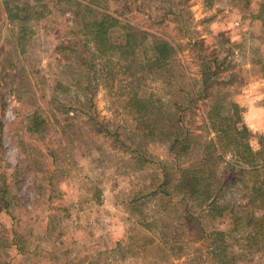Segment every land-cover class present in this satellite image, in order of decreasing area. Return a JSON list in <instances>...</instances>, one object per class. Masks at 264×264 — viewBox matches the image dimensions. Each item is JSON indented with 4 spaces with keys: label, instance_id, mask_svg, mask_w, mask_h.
<instances>
[{
    "label": "rangeland",
    "instance_id": "obj_1",
    "mask_svg": "<svg viewBox=\"0 0 264 264\" xmlns=\"http://www.w3.org/2000/svg\"><path fill=\"white\" fill-rule=\"evenodd\" d=\"M119 1L0 0V264H264V204L248 203L255 195L244 187L248 174L235 184L232 174L224 175L227 185L216 203L224 207L222 218L194 206L200 223L180 218L179 224L173 216L184 208L181 193L172 191L166 208L153 193L161 179L158 167L174 163L170 143L143 136L146 130L111 95L122 91L120 74L108 89L82 71L70 77L57 62L60 46L79 40L78 2L121 16ZM262 1L128 0L125 18L170 41L192 85L216 61L209 96L182 110L192 141L179 164L194 162L199 143L215 138L208 117L218 108L228 114L230 100L253 133L250 145L259 147L264 22L254 11ZM163 6L169 7L160 22ZM9 8L11 15L16 11L11 23ZM21 37L26 41L18 46ZM172 81L148 76L156 105L159 99L179 100ZM169 125L163 121L161 127ZM135 149L145 154L143 161ZM239 163L227 152L216 173ZM154 211L167 216L151 221ZM214 230L223 232L215 248Z\"/></svg>",
    "mask_w": 264,
    "mask_h": 264
},
{
    "label": "trees",
    "instance_id": "obj_2",
    "mask_svg": "<svg viewBox=\"0 0 264 264\" xmlns=\"http://www.w3.org/2000/svg\"><path fill=\"white\" fill-rule=\"evenodd\" d=\"M250 1L244 0V5H249ZM66 5L73 6L70 2ZM76 7L80 9L78 31H76L79 40L78 42L65 41L58 49L57 53L60 56L57 62L64 65L65 70L70 72V77L73 72L82 71L83 75L88 76V80L96 78L99 83L108 86V89L114 85L120 74L122 91L111 95H117L114 97L123 102L122 108L134 116L137 128L146 130L142 132L143 136H161L168 140L170 143L168 149L173 155L174 163L170 167L165 165L158 167L161 179L153 191L161 198L160 208L168 207L169 204L167 205L166 202L171 201L169 196H172V191H175L178 192V197L181 193L182 199L179 198V202L184 205L179 215L173 216L179 224H181V219L185 223L191 220H195L196 224L200 223L198 217L191 212L194 206L214 210L218 218H222L224 207L218 208L216 203L227 185L223 178L226 174H232L231 184H235L240 175L248 174L244 187L255 193L249 198L248 203L250 206H254L255 203L262 206L264 204V134L258 140L259 147L254 149L249 142L253 133L243 122L237 102L233 100L227 102L228 114L219 112V108L215 109L216 112H212L208 119L211 129L216 134L215 138L199 143L198 155L194 162L186 165L178 163L179 157L187 153L192 141L191 133L187 129L188 122L183 119L182 110L191 107L197 98L209 96L214 83L209 74L214 73L216 61L212 59L210 62L214 68L207 66L201 69L200 81L199 84L196 82L195 86H198L196 89L188 81L189 77L176 56V48L173 44L155 34L137 29L125 18V14L131 10L128 0L118 2L122 17L116 13L117 11L100 10L93 2H78ZM134 7L138 9L137 5ZM168 7L161 8L160 22L165 19ZM255 10L254 18L264 22V0ZM11 11L12 8H9L6 17L10 23L14 17L12 15H16L15 10L12 15ZM24 27L22 26L21 29ZM23 41L26 39H18V46H23ZM260 68H264V63ZM149 75H157L169 84L173 82L172 78H175L179 100L171 99L170 102L164 104L159 99V104L156 105L153 90L146 83ZM169 104L171 107L173 105V112L168 107ZM163 121L170 124L166 126L167 130L161 127ZM133 151L141 161L146 157L144 153H140L139 149ZM227 152L232 153L240 162L238 169L233 166L229 167L227 164L217 174L222 155ZM94 197L95 195L90 199ZM231 214L235 216L237 213L234 215L231 212ZM165 216H167L165 213L154 211L151 221L157 219L162 221ZM141 221L145 224V228L151 229V224H147L150 222ZM177 228L178 225L174 229L175 234H177ZM158 233V235L166 234L161 230H158ZM175 234L173 237L178 240ZM213 234L212 242L215 248L220 246L217 242L223 232L214 230Z\"/></svg>",
    "mask_w": 264,
    "mask_h": 264
}]
</instances>
